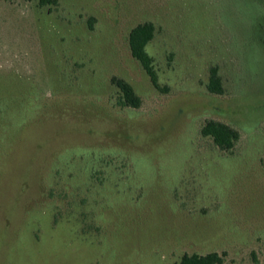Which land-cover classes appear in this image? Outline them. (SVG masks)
Masks as SVG:
<instances>
[{
    "label": "rangeland",
    "instance_id": "obj_1",
    "mask_svg": "<svg viewBox=\"0 0 264 264\" xmlns=\"http://www.w3.org/2000/svg\"><path fill=\"white\" fill-rule=\"evenodd\" d=\"M146 21L158 89L128 47ZM210 251L264 264V0H0V264Z\"/></svg>",
    "mask_w": 264,
    "mask_h": 264
},
{
    "label": "trees",
    "instance_id": "obj_2",
    "mask_svg": "<svg viewBox=\"0 0 264 264\" xmlns=\"http://www.w3.org/2000/svg\"><path fill=\"white\" fill-rule=\"evenodd\" d=\"M30 1V0H24ZM40 5L56 4L57 0H38ZM155 27L150 21L142 22L132 27L128 33V47L130 55L148 75L152 85L158 89L157 73L153 58L146 51V45L154 36ZM112 83L119 91L117 102L121 106L137 108L141 105V98L135 93L130 83L121 77H112ZM207 88L212 93H222L221 79L215 67L209 72ZM203 137H209L213 144L224 153H232L239 140V131L223 121L209 119L200 128ZM178 264H226V253L210 251L207 253H184Z\"/></svg>",
    "mask_w": 264,
    "mask_h": 264
}]
</instances>
